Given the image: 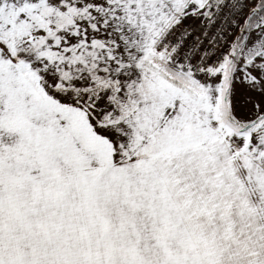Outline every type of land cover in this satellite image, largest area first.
<instances>
[{
    "label": "snow or ice",
    "instance_id": "1",
    "mask_svg": "<svg viewBox=\"0 0 264 264\" xmlns=\"http://www.w3.org/2000/svg\"><path fill=\"white\" fill-rule=\"evenodd\" d=\"M0 264H264V0H0Z\"/></svg>",
    "mask_w": 264,
    "mask_h": 264
}]
</instances>
